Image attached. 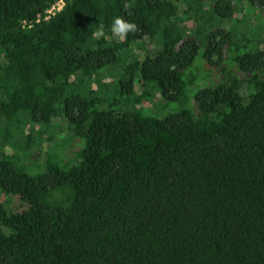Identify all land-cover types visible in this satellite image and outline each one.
Instances as JSON below:
<instances>
[{
    "label": "trees",
    "instance_id": "1",
    "mask_svg": "<svg viewBox=\"0 0 264 264\" xmlns=\"http://www.w3.org/2000/svg\"><path fill=\"white\" fill-rule=\"evenodd\" d=\"M53 1L0 0V135L19 156L55 125L74 145L63 165L52 144L32 155L35 174L1 152L0 264H264L259 32L230 53L237 29L264 28V0H65L42 18ZM116 16L139 31L118 41ZM197 52L216 82L194 109L142 112L147 86L169 100L191 82Z\"/></svg>",
    "mask_w": 264,
    "mask_h": 264
},
{
    "label": "rangeland",
    "instance_id": "2",
    "mask_svg": "<svg viewBox=\"0 0 264 264\" xmlns=\"http://www.w3.org/2000/svg\"><path fill=\"white\" fill-rule=\"evenodd\" d=\"M245 19L246 20L241 23L242 27H244V26L252 27L253 24H254V26H255V24H257L256 19L252 18L249 15H247V17ZM226 26H228V24ZM258 32H259V41H260L259 43L263 44L264 43V28L262 26L259 27V29L257 28V30H255L254 28H247L245 30L241 29V28L237 29L234 33L235 34L234 38L236 40L235 43L240 44L241 46H238L237 48L234 49V51H231L230 53L232 54V53H235L237 51H239V52L248 51V50H252V49L256 48V45H255V43H253V41L256 38L258 39ZM245 37L248 40L244 45H242L241 41ZM201 62L202 61H201L200 53L197 52V54L195 55V58L192 62V66L187 68L184 71V75H183L186 77H188L189 75H192V80L190 83L186 84L182 88L181 92L174 99L173 98L169 99V100L161 99L157 95V92L155 91V89H152L150 86H147V89L149 90L148 91L149 94L145 98V101H148L149 104H147L146 107L144 106L141 108L142 112H144L145 114L162 116L168 112L177 110L179 108H188V109L193 110L194 109V101L192 98L193 91L200 86L209 85V84H213L216 82L215 79L213 78L215 75L214 73H215L216 69L211 68V70L208 71L207 68H209L210 65H206L203 68L204 63H201ZM226 67H229V65ZM103 71L105 73L107 72L104 69H103ZM105 73H103V75H104L103 80H105L103 82H107L106 83L107 85L112 86L114 81L116 80L117 75H118V70L116 71L113 68L110 71H108L106 74ZM106 80H108V81H106ZM135 89H136V87H135ZM106 94H107V96H109V98L112 96V97L117 99V102L111 105L112 108L117 110L120 107H122V105H120L119 103L121 102V100H123L125 98L124 94L121 96L118 94L116 96H114L112 94V92H107ZM1 125L2 124H0V126ZM49 129L51 130L49 132L53 135V139H54L53 143H52V141L50 142L49 140L43 139L40 145L36 146L34 149H31L30 153L29 152L27 153V156L23 155V154H20V156H19V151L16 148L11 150L10 148L12 146L11 145L9 146V143H10L9 140H11L12 138H9L7 140V139H3L2 135H0V155H1V152L8 153V154L13 153L14 155L17 156L16 161H17L18 165H20L22 168H24L30 174H35L44 168V162H43V160L42 161L41 160L32 161L33 157H31V156L38 154L39 151L43 154L45 149L50 147V145L52 144L53 148L51 149V152H50V157L52 159L51 161L57 165L58 164L63 165L62 163H64V162H62L63 160L61 161L60 157H62L64 160L69 158L71 156V151L74 149V145L72 144V141L65 140L67 138L68 132H66V130L63 127L55 125L54 127H49ZM12 135H14V133H12ZM65 141H67V142H65ZM58 143H59V148H56V146H58ZM65 190L67 191L68 189L62 188L59 191L54 192L51 195V197L46 196V200L48 202H51L52 200L50 198H52V199L53 198H57V199L63 198L66 195ZM9 196L6 195V198H9Z\"/></svg>",
    "mask_w": 264,
    "mask_h": 264
},
{
    "label": "clouds",
    "instance_id": "3",
    "mask_svg": "<svg viewBox=\"0 0 264 264\" xmlns=\"http://www.w3.org/2000/svg\"><path fill=\"white\" fill-rule=\"evenodd\" d=\"M132 5L129 3H125V10L131 9ZM128 15H131L130 11H127ZM109 31L111 36L116 38L118 41H123L127 39L129 33H136L139 31L138 25L130 20L125 19L122 16H116L113 18V21L110 25ZM97 38L103 35V26H100V30L95 33Z\"/></svg>",
    "mask_w": 264,
    "mask_h": 264
},
{
    "label": "built area",
    "instance_id": "4",
    "mask_svg": "<svg viewBox=\"0 0 264 264\" xmlns=\"http://www.w3.org/2000/svg\"><path fill=\"white\" fill-rule=\"evenodd\" d=\"M65 0H54L45 10L42 18H47L61 9Z\"/></svg>",
    "mask_w": 264,
    "mask_h": 264
}]
</instances>
